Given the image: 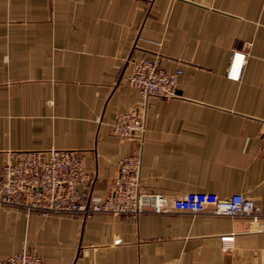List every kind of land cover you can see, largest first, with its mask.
Returning a JSON list of instances; mask_svg holds the SVG:
<instances>
[{"label":"crops","instance_id":"1","mask_svg":"<svg viewBox=\"0 0 264 264\" xmlns=\"http://www.w3.org/2000/svg\"><path fill=\"white\" fill-rule=\"evenodd\" d=\"M156 55L181 70L176 96L125 81ZM132 108L143 136L119 138L111 123ZM263 120L264 0H0V172L12 151L73 149L88 175L79 188L105 197L136 154L146 191L242 193L264 210ZM22 250L42 264H264V231L212 208L81 217L0 205V255Z\"/></svg>","mask_w":264,"mask_h":264},{"label":"built area","instance_id":"2","mask_svg":"<svg viewBox=\"0 0 264 264\" xmlns=\"http://www.w3.org/2000/svg\"><path fill=\"white\" fill-rule=\"evenodd\" d=\"M250 42L233 50L226 70L227 77L241 76ZM180 69L166 71L158 55L142 57L132 62L125 81L143 96L172 97L177 94ZM145 129L143 114L138 109L119 112L111 123L113 134L122 139H140ZM259 146L264 149V120L259 134ZM81 155L73 149H43L12 151L0 172V205L17 206L41 214L63 213L90 217L95 213L135 216L143 209L165 212L170 209L193 213L212 208L214 214L242 216L254 230L264 231V210L250 197L233 193L219 197L211 192H187L180 197L149 192L140 186V159L136 154L120 158L112 193L101 197L79 188L87 180ZM232 236H225L231 239ZM0 264H42L35 253L22 250L0 255Z\"/></svg>","mask_w":264,"mask_h":264}]
</instances>
